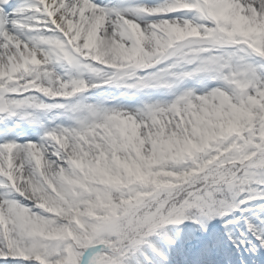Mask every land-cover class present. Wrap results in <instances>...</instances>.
Returning <instances> with one entry per match:
<instances>
[{"label":"snow or ice","instance_id":"snow-or-ice-1","mask_svg":"<svg viewBox=\"0 0 264 264\" xmlns=\"http://www.w3.org/2000/svg\"><path fill=\"white\" fill-rule=\"evenodd\" d=\"M0 264H264V0H0Z\"/></svg>","mask_w":264,"mask_h":264}]
</instances>
